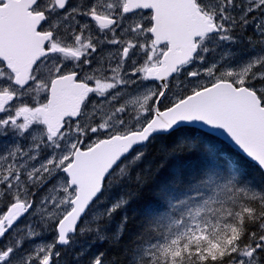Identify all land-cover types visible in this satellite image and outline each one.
Instances as JSON below:
<instances>
[{
    "label": "snow or ice",
    "instance_id": "obj_1",
    "mask_svg": "<svg viewBox=\"0 0 264 264\" xmlns=\"http://www.w3.org/2000/svg\"><path fill=\"white\" fill-rule=\"evenodd\" d=\"M0 138V264H264V0H0Z\"/></svg>",
    "mask_w": 264,
    "mask_h": 264
},
{
    "label": "trees",
    "instance_id": "obj_2",
    "mask_svg": "<svg viewBox=\"0 0 264 264\" xmlns=\"http://www.w3.org/2000/svg\"><path fill=\"white\" fill-rule=\"evenodd\" d=\"M219 142H221V141H219ZM157 143H159V142H157ZM156 147H157V144H155V143L151 146V151L148 154L149 158H151V156L155 155ZM220 147L224 149V155H226V156L229 155V150L231 151V153H235L237 156H239L238 153H236L234 150H232L230 147H228L227 145H225L222 142L220 143ZM247 163H248L250 170H254V165H252L249 162H247ZM129 188H130V186H128V185L114 187L112 189L111 193L109 194L108 199L109 200H115L117 197L126 196V193L129 191ZM147 198H148V194L144 193L143 197L140 199H136V198L130 199L129 203L126 206H124L121 210H119L115 213L116 217L114 218V220L111 222L110 226L106 230L109 232L114 231L116 229L117 222H119L121 219V216L127 215L129 218V222L126 226L124 236L121 237V240H122V242H124V244H127L129 241H131L139 229V224L142 222L141 209H142L143 203L145 202V200ZM103 207H106V206L103 205ZM85 249L87 250L88 256H93V255H96L98 253L103 252L104 255L106 254V256H105L106 260L108 258H111V257L119 256L120 252L122 250L119 247L111 246L106 241H96L93 243L92 237H90V236L89 237H80V238L74 240L73 244L65 252L66 253L65 254L66 264H77L76 260L74 259L76 252L81 251V250H85Z\"/></svg>",
    "mask_w": 264,
    "mask_h": 264
},
{
    "label": "water",
    "instance_id": "obj_3",
    "mask_svg": "<svg viewBox=\"0 0 264 264\" xmlns=\"http://www.w3.org/2000/svg\"><path fill=\"white\" fill-rule=\"evenodd\" d=\"M201 131H207V129H201ZM217 138L221 139L223 142L227 143L228 145H230L232 148H234L236 151L239 152L238 148L233 143H231L230 140L228 138H226V136L220 135ZM249 162H251V161H249ZM251 163H253V162H251Z\"/></svg>",
    "mask_w": 264,
    "mask_h": 264
},
{
    "label": "rangeland",
    "instance_id": "obj_4",
    "mask_svg": "<svg viewBox=\"0 0 264 264\" xmlns=\"http://www.w3.org/2000/svg\"><path fill=\"white\" fill-rule=\"evenodd\" d=\"M0 141H1V138H0ZM10 142H11V138H7V139H5V140L3 141V143H0V144L10 143ZM51 238H52L51 233H46V234L42 237V239H44V240H50Z\"/></svg>",
    "mask_w": 264,
    "mask_h": 264
},
{
    "label": "bare ground",
    "instance_id": "obj_5",
    "mask_svg": "<svg viewBox=\"0 0 264 264\" xmlns=\"http://www.w3.org/2000/svg\"><path fill=\"white\" fill-rule=\"evenodd\" d=\"M133 201V200H132ZM144 204V203H143ZM139 207V206H138ZM130 211V210H129ZM131 214V213H130ZM137 215V214H136ZM139 216V215H138ZM116 217V216H115ZM136 223V222H135ZM137 224V223H136ZM129 226V225H128ZM137 227V226H136ZM129 228V227H128ZM136 229V228H135ZM134 230V229H133ZM131 233V232H130ZM136 233V232H135ZM132 236V235H131ZM103 245V244H102ZM108 245V244H107ZM96 249V248H95ZM91 253V252H90ZM66 254V253H65ZM67 256V255H66ZM106 256V254H105ZM108 257V256H107ZM67 258V257H66Z\"/></svg>",
    "mask_w": 264,
    "mask_h": 264
}]
</instances>
